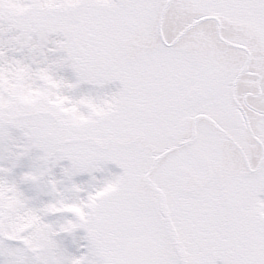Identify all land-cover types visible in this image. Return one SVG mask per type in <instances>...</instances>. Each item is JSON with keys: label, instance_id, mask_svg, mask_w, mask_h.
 Here are the masks:
<instances>
[{"label": "snow or ice", "instance_id": "snow-or-ice-1", "mask_svg": "<svg viewBox=\"0 0 264 264\" xmlns=\"http://www.w3.org/2000/svg\"><path fill=\"white\" fill-rule=\"evenodd\" d=\"M0 264H264V0H0Z\"/></svg>", "mask_w": 264, "mask_h": 264}]
</instances>
